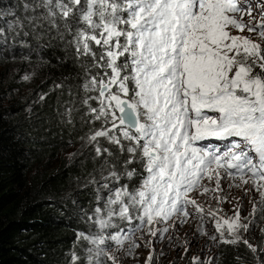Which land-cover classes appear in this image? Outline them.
<instances>
[{"label":"snow or ice","instance_id":"6c2138e0","mask_svg":"<svg viewBox=\"0 0 264 264\" xmlns=\"http://www.w3.org/2000/svg\"><path fill=\"white\" fill-rule=\"evenodd\" d=\"M47 2L51 4L52 0ZM70 3L79 4L80 0ZM252 3L253 0H88L83 20L91 26V34H77V49L95 56L90 41L106 47L99 59L107 57L106 66L113 73L107 83L93 77L92 83L101 85L99 95L105 99L100 109L92 111L97 113V119L101 115L106 121L111 119L113 128L125 126L122 136L131 144L126 147L120 137L109 136L107 130L95 132L90 139L106 136L121 150L139 153L148 173L134 192H117L118 198H128L118 215L141 222L133 231L149 226V233L156 236L150 227L154 217L163 221L173 216L187 217L188 204H196L188 193L199 188L203 178L212 180L213 175L219 188L220 169H224L225 178L239 175L247 184L244 177L248 176L257 191L264 187L258 183L264 181V55L258 43L230 35L228 30L231 27L243 32L247 28L264 37V22H251L255 21ZM97 4L99 8L94 12ZM259 5H264V0H258ZM55 6L64 17L73 11L68 4L58 2ZM245 13L249 22L243 19ZM260 15L264 17V8ZM125 54L131 62L125 59L117 64V58ZM255 67L261 72L254 75ZM128 70L135 85L132 97H128L130 77L121 75ZM113 84L118 93L109 90ZM204 109L219 115L207 116ZM208 137L240 140L216 155L194 146L195 141ZM126 163L131 164L132 159ZM134 171L133 168L126 175ZM208 191L205 187L204 192ZM234 227L247 231L248 224H229V229ZM138 246L133 242L132 247ZM103 253L101 249L98 255ZM109 258L115 264L116 257Z\"/></svg>","mask_w":264,"mask_h":264},{"label":"trees","instance_id":"16d2710c","mask_svg":"<svg viewBox=\"0 0 264 264\" xmlns=\"http://www.w3.org/2000/svg\"><path fill=\"white\" fill-rule=\"evenodd\" d=\"M58 2L73 9L68 17ZM87 11L88 0H0V264H114L109 257L124 251L125 237L138 235L137 219L118 215L128 198L117 192L141 187L143 161L106 136L90 139L107 130L131 144L92 111L101 108L93 77L107 83L113 73L99 59L106 47L90 41L95 56L77 49V34H91ZM261 260L264 251L256 258L229 240L217 264Z\"/></svg>","mask_w":264,"mask_h":264},{"label":"rangeland","instance_id":"374dc122","mask_svg":"<svg viewBox=\"0 0 264 264\" xmlns=\"http://www.w3.org/2000/svg\"><path fill=\"white\" fill-rule=\"evenodd\" d=\"M262 8L264 5L258 6V0H253L251 12V16L255 17V21H251L253 24L264 22V17L260 15ZM243 19L245 22L250 21L247 13L243 15ZM228 30L230 35L248 37L258 43L260 54L264 55V37L260 36L258 32H249L247 28L243 32L231 29V27ZM120 40L123 42L124 38L120 37ZM124 56V60L128 59L130 63L131 59L128 54ZM121 57L117 58V64H120L118 61ZM260 72L259 67L253 69L254 75ZM124 74L131 77V71L121 73L122 76ZM127 87L129 89L128 97H132L135 90L134 83L130 80L127 81ZM109 90L113 93L119 92L115 84L111 85ZM121 97L125 98L122 93ZM104 99L105 97H99L100 103ZM116 111L119 114L118 110ZM203 112L211 117L219 115L208 109H204ZM109 120L112 123L111 119ZM119 127L124 128L125 126ZM241 144H243L242 141ZM219 173V188H217V179L213 175L212 180H208L207 177L203 178L200 187L188 193V198L195 200L196 204H188L189 215L187 217L173 216L166 221L154 217L150 227L152 231L156 232V236L149 233V226H144L142 230L136 231L138 235L127 236V249L116 252L115 264H216L219 243L221 241L228 243L230 239H235L237 236L242 241H248V245H252L253 249L258 245L262 246L264 244V187L257 191L248 176L244 177V180H248V183L245 184L239 175L235 178H225L224 169H220ZM258 183L264 185V181H258ZM205 187L209 189L208 192H204ZM237 212H239L238 221L236 220ZM218 223L219 228L217 227ZM236 223L248 224L247 231L242 227L229 229V224ZM140 224L141 222L137 220L133 229L138 228ZM164 228H167L168 231H159ZM133 242L139 246L132 247Z\"/></svg>","mask_w":264,"mask_h":264},{"label":"clouds","instance_id":"9594fccd","mask_svg":"<svg viewBox=\"0 0 264 264\" xmlns=\"http://www.w3.org/2000/svg\"><path fill=\"white\" fill-rule=\"evenodd\" d=\"M237 139H239V138L238 137H228V138L208 137L206 139H202V140L195 141L194 146H196V147H198L200 149H203L206 152L219 155V154L223 153L224 151H227L233 144H235L238 141ZM139 155H140L139 153H135V156L139 157ZM136 159L137 158L135 157V160ZM233 240L243 242L240 239H230V241H233ZM221 242L218 245V258H219V253H220V244H221ZM245 245L248 248L252 249V251L256 254V258H258L259 255H260V253H262L264 251V244H262V246L258 245L255 249H253L252 247H249L248 244H245ZM126 249L127 248L125 246L124 251H126ZM216 264H217V260H216ZM260 264H264V261L261 260L260 261Z\"/></svg>","mask_w":264,"mask_h":264},{"label":"bare ground","instance_id":"6f19581e","mask_svg":"<svg viewBox=\"0 0 264 264\" xmlns=\"http://www.w3.org/2000/svg\"><path fill=\"white\" fill-rule=\"evenodd\" d=\"M240 139V138H239ZM211 188L213 189V187L211 186Z\"/></svg>","mask_w":264,"mask_h":264}]
</instances>
